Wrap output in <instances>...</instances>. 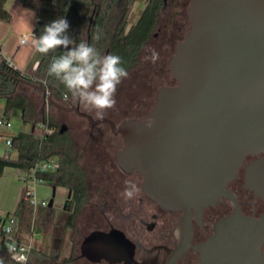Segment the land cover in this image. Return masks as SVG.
<instances>
[{
	"label": "water",
	"instance_id": "1",
	"mask_svg": "<svg viewBox=\"0 0 264 264\" xmlns=\"http://www.w3.org/2000/svg\"><path fill=\"white\" fill-rule=\"evenodd\" d=\"M188 17L190 31L169 61L176 85L159 89L144 121L130 119L116 128L113 120H96L79 104L55 100L43 83L15 78L41 96L42 124L52 108L93 126L110 124L126 145L116 155L118 166L137 170L143 190L161 207L185 212L214 205L245 158L264 154V0H193ZM86 36L90 44V27ZM66 131L63 126L60 133ZM104 237L94 233L83 255L97 260L92 255ZM228 239L236 243L234 254L248 248L241 245L249 241L243 235ZM217 243L215 238L214 250Z\"/></svg>",
	"mask_w": 264,
	"mask_h": 264
},
{
	"label": "flooded vegetation",
	"instance_id": "2",
	"mask_svg": "<svg viewBox=\"0 0 264 264\" xmlns=\"http://www.w3.org/2000/svg\"><path fill=\"white\" fill-rule=\"evenodd\" d=\"M192 1L162 0L156 29L145 47L155 39L159 46L155 51L160 58L173 48L176 53L178 43L190 31L188 16ZM170 7L177 9V13L180 9V15L172 13L164 28L166 33H162L160 22ZM186 11L188 27L176 21ZM176 33L181 37L178 40ZM64 100L67 103L62 104H79L81 111L97 120L94 109L78 100ZM153 107L146 118L133 116L118 120L106 113L104 117L113 120L117 128L130 119L146 120ZM57 111L61 116L72 114L88 124L83 129V123L75 128L58 122L60 130L67 127L66 132L73 140L78 165L85 176V196L80 203L75 201L73 188L52 185L53 205L49 206L51 199H42L46 201L45 206L31 207L35 216H41L40 264H264V252L260 251L264 246V154L245 158L236 177L227 183L225 194L214 205L188 212L165 209L145 193L144 177L137 170H123L118 166L116 155L126 145L122 135L115 134L110 124L93 126L75 113ZM46 115L51 114L48 111ZM38 120L37 117L35 121ZM41 120L37 123L39 127ZM126 182L137 186L132 199L123 195ZM59 189L64 191V201L57 203ZM96 232L104 233L105 237L99 244L101 250L94 256L91 254L97 259L92 261L83 255V246ZM232 235H243L249 240L241 242L248 246L241 255L233 253L232 246L236 243L228 239ZM215 238L218 239L216 251L213 249Z\"/></svg>",
	"mask_w": 264,
	"mask_h": 264
},
{
	"label": "trees",
	"instance_id": "3",
	"mask_svg": "<svg viewBox=\"0 0 264 264\" xmlns=\"http://www.w3.org/2000/svg\"><path fill=\"white\" fill-rule=\"evenodd\" d=\"M8 0H0V22L10 23L12 15L6 9ZM26 8L33 11L41 22L49 24L51 21L63 17L70 24L68 34L76 44L86 41L87 30L90 27V45L102 55L115 54L122 58L123 66L129 72L139 61L141 52L156 29L162 0H148L147 7L138 22L128 26V18L137 0H18ZM93 16L89 26L90 17ZM73 47L72 45L69 48ZM65 49H57L42 55L34 76H28L21 71H15L3 61L0 69V100L5 101V115L22 112L21 130L11 138V149L17 153V158L10 154L0 156V177L7 169H17L24 174H30L35 167L49 159H56L60 163L58 170L53 172H37L36 178L48 182L55 187L75 190V201L82 202L85 194V176L79 168L78 157L73 140L68 132L60 133V126L52 115H46L45 128L36 125L34 108L28 97L17 94L19 86H24L15 78L23 77L30 81L43 83L51 91L55 100L67 103L74 100L64 84L53 76L48 75V67L54 56L61 55ZM38 118L41 119L39 112ZM39 123V120L37 121ZM27 127L29 129L27 130ZM49 133L48 131H52ZM23 200L13 214L18 221L25 214ZM11 216V215H9ZM8 216V217H9ZM7 218V217H6ZM0 258L4 264H15L7 248L0 250Z\"/></svg>",
	"mask_w": 264,
	"mask_h": 264
},
{
	"label": "clouds",
	"instance_id": "4",
	"mask_svg": "<svg viewBox=\"0 0 264 264\" xmlns=\"http://www.w3.org/2000/svg\"><path fill=\"white\" fill-rule=\"evenodd\" d=\"M69 28L68 20L59 17L45 25L39 37L31 32L26 40L42 55L61 48L66 50L52 58L48 75L60 80L74 100L94 109L97 119H103L105 112L116 106L118 86L128 78L129 72L123 66L119 55H102L86 41L76 44L68 34ZM70 45L73 47L69 48ZM150 51L151 56L144 59L155 63L159 54L154 49ZM67 98L66 96L65 99ZM137 191L134 183L126 182L123 195L126 199H132ZM7 247L9 252L13 253L12 258L17 259L14 245L9 244ZM260 251L264 252V246H261ZM0 264H4L2 258Z\"/></svg>",
	"mask_w": 264,
	"mask_h": 264
},
{
	"label": "rangeland",
	"instance_id": "5",
	"mask_svg": "<svg viewBox=\"0 0 264 264\" xmlns=\"http://www.w3.org/2000/svg\"><path fill=\"white\" fill-rule=\"evenodd\" d=\"M146 6V0H137L133 6V9L128 18V26H132L136 24L144 11ZM180 12V9H178ZM177 9L170 7L167 10L166 17L163 18L160 22V27L163 29L162 33H166L164 28L167 24V20L172 13H177ZM187 11L183 12V14L179 17H176V21H181L190 26V23L187 18ZM169 34H171L169 32ZM176 40L180 39V35L176 33ZM158 40L151 39L147 46L144 48L142 53L140 54L138 64L129 71V76L127 79L123 80V82L118 86L117 93L115 96L116 106L113 109L107 110L106 114H112L115 119L122 120L126 117H137V118H146L151 107L154 106L156 102V95L158 90L164 86L174 85V78L169 70V61L170 58L174 55L175 52L170 49V53L164 54L160 59H158L155 63H152L150 60H145L146 56H151V49H158ZM176 45V43H175ZM158 46V47H157ZM106 54V52L104 53ZM103 54V55H104ZM20 90L24 93L26 91H31L30 88L26 86H20ZM36 102L30 101L31 105L34 108V115L37 118L41 109V98L39 94H36ZM31 100V99H30ZM0 105L4 108L0 109V121H10L12 124L11 128H7L6 126H2L0 124V156L11 155L13 158H17V153L13 151L6 145V141L9 137H13L21 130L22 127V112L17 111L10 116L5 115V101L0 100ZM50 114L54 117V119L59 122V124H69L72 127H77L83 123V129L88 128V124L83 120H80L76 116L70 114L68 116H64L60 114L56 109L52 108L50 110ZM2 118V119H1ZM41 120V119H39ZM75 127V128H76ZM29 127H27V130ZM76 135V133H73ZM24 174V173H23ZM53 186L48 182L40 183L38 186V195L39 199L49 200L52 197ZM64 191L62 189L58 190L56 202L64 201ZM33 214L31 215L32 218ZM38 217V216H37ZM36 219V217H35ZM38 224L36 227H40L41 216L37 218ZM35 245L37 242L42 241V237L40 234L35 233L34 235Z\"/></svg>",
	"mask_w": 264,
	"mask_h": 264
},
{
	"label": "crops",
	"instance_id": "6",
	"mask_svg": "<svg viewBox=\"0 0 264 264\" xmlns=\"http://www.w3.org/2000/svg\"><path fill=\"white\" fill-rule=\"evenodd\" d=\"M6 9L12 15V20L10 23L0 22V52L5 59L13 61L23 74L34 76L42 54L36 52L29 41L27 44L22 45L21 39L23 37L27 38L31 32L39 37L43 32L44 26L47 24L41 22L33 11L26 8L18 0H8L6 3ZM20 89L21 88L19 86L17 94L25 95L29 98V100L31 99L30 101L36 102V94L38 93L33 91L31 88V91H26V93L22 92ZM2 107L3 106L0 105V109ZM3 109L4 108H2V110ZM1 122L2 120L0 121V124ZM9 138L11 139L12 137ZM24 176L25 174H23L20 170L7 169L5 174L0 177V219H5L9 215H13L21 202L25 200ZM25 207L26 210L24 217L22 220H19L17 235L23 240H33L34 251L29 264H40V249L42 248V241L37 242L36 245L34 241L35 233L40 234V228L36 227L38 222L35 217L37 216H35L34 211H32V208L27 201L25 203ZM32 214L33 216L31 218ZM40 214L41 213H38V215Z\"/></svg>",
	"mask_w": 264,
	"mask_h": 264
},
{
	"label": "built area",
	"instance_id": "7",
	"mask_svg": "<svg viewBox=\"0 0 264 264\" xmlns=\"http://www.w3.org/2000/svg\"><path fill=\"white\" fill-rule=\"evenodd\" d=\"M28 41L26 37L21 39V44H27ZM5 61L6 65L12 68L15 71H20L18 67L14 64L13 61L9 59H5L0 52V69L1 64ZM2 125L6 126L7 128H11L12 124L9 121L1 122ZM41 128H45L44 124L40 125ZM51 133L52 131H48ZM7 146L11 148L12 140L9 138L6 141ZM59 167V163L56 159H49L47 161H43L39 163L35 169L28 175L25 174L23 181L25 182V192H24V199L27 203L33 207L38 208L39 206H45L46 201L40 200L38 196V186L42 183L41 180L36 178V173H46V172H53L56 171ZM17 228H18V221L11 215L5 219H0V250L2 248H7V245L13 244L15 248V254L17 255V259H13V253H10L11 259L14 261L15 264H29L32 253L34 251V244L33 240H23L18 237L17 235ZM20 257H24L26 259L21 260Z\"/></svg>",
	"mask_w": 264,
	"mask_h": 264
}]
</instances>
